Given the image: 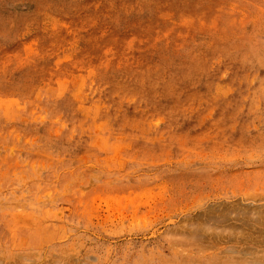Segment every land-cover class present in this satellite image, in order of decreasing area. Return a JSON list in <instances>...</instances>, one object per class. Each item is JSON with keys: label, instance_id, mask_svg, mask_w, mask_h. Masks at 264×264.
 Returning a JSON list of instances; mask_svg holds the SVG:
<instances>
[{"label": "rangeland", "instance_id": "rangeland-1", "mask_svg": "<svg viewBox=\"0 0 264 264\" xmlns=\"http://www.w3.org/2000/svg\"><path fill=\"white\" fill-rule=\"evenodd\" d=\"M61 263L264 264V0H0V264Z\"/></svg>", "mask_w": 264, "mask_h": 264}, {"label": "bare ground", "instance_id": "bare-ground-1", "mask_svg": "<svg viewBox=\"0 0 264 264\" xmlns=\"http://www.w3.org/2000/svg\"><path fill=\"white\" fill-rule=\"evenodd\" d=\"M72 248V247H71ZM67 249V248H66ZM87 257V256H86ZM68 263H69V261H68ZM62 264V263H61ZM64 264V263H63Z\"/></svg>", "mask_w": 264, "mask_h": 264}]
</instances>
